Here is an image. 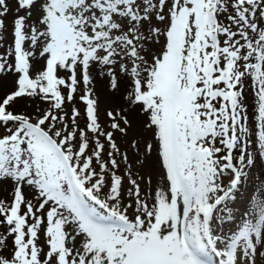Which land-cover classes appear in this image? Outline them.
<instances>
[{
    "label": "snow or ice",
    "instance_id": "1",
    "mask_svg": "<svg viewBox=\"0 0 264 264\" xmlns=\"http://www.w3.org/2000/svg\"><path fill=\"white\" fill-rule=\"evenodd\" d=\"M258 166L264 0H0V264H264Z\"/></svg>",
    "mask_w": 264,
    "mask_h": 264
},
{
    "label": "rangeland",
    "instance_id": "2",
    "mask_svg": "<svg viewBox=\"0 0 264 264\" xmlns=\"http://www.w3.org/2000/svg\"><path fill=\"white\" fill-rule=\"evenodd\" d=\"M11 19L12 14L10 13L6 18V26H8L9 28L11 27ZM97 90L101 95L102 106L113 102V97L103 88L102 84L97 85ZM116 99L118 100V97ZM249 124H254V114L251 110L249 112ZM262 175H264V170H262L259 166L249 170V180L244 183L241 190L237 194V208L247 206L249 203L248 197L250 195L258 194L256 192V189H258L259 187V182Z\"/></svg>",
    "mask_w": 264,
    "mask_h": 264
}]
</instances>
